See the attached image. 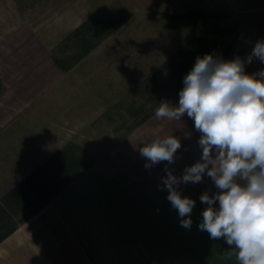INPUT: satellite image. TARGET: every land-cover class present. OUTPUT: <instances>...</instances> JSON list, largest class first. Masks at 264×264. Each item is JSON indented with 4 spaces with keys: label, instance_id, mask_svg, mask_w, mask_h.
<instances>
[{
    "label": "crops",
    "instance_id": "0c3cea01",
    "mask_svg": "<svg viewBox=\"0 0 264 264\" xmlns=\"http://www.w3.org/2000/svg\"><path fill=\"white\" fill-rule=\"evenodd\" d=\"M68 1L67 9L52 10L51 21L42 29L39 13L29 17L17 0H0V77L4 85L0 92V201L71 141L93 155L91 146L79 142L76 135L77 115L92 116L91 90L87 92L84 86L76 90V84L85 79L70 73L122 27L65 72L50 51L93 14L92 7L81 4L88 0ZM228 6L232 14H255L247 18L250 23L244 41L232 42L227 55L231 60L232 54L235 58L247 55L257 41H264V0H228ZM257 19L260 27L251 26ZM252 61L255 72L258 66L264 69V63L256 58ZM145 124L115 141L110 164L93 155L92 167L24 221L19 220L22 210L13 213L0 202V214L8 219L0 222V234L17 222L0 240V264H239L234 256L226 255L230 246L223 238L214 240L199 230L207 205L198 194L217 191L213 182L206 183L211 179L206 173L200 183H181L177 188L196 201L190 229L181 226L177 210L167 199L162 180L165 169L180 177L187 166L201 160L198 140L175 133L181 148L174 162L145 167L147 161L139 148L155 138L142 136ZM187 125L181 124L182 129ZM218 206L217 201L214 207Z\"/></svg>",
    "mask_w": 264,
    "mask_h": 264
},
{
    "label": "clouds",
    "instance_id": "9594fccd",
    "mask_svg": "<svg viewBox=\"0 0 264 264\" xmlns=\"http://www.w3.org/2000/svg\"><path fill=\"white\" fill-rule=\"evenodd\" d=\"M253 58L264 63V41H257L247 63ZM183 85L178 106L161 101L154 115L180 120L187 114L201 134L202 157L180 177L165 169L167 199L177 210L181 226L190 229L196 201L177 188L181 183H200L206 173L217 191L200 196L207 207L199 230L211 239L223 238L230 246L226 255L239 264H264V69L247 74L240 57L223 60L205 54L196 58ZM180 148L174 135L156 136L139 152L146 158L145 167H150L173 163ZM217 201L219 206L214 207Z\"/></svg>",
    "mask_w": 264,
    "mask_h": 264
},
{
    "label": "rangeland",
    "instance_id": "374dc122",
    "mask_svg": "<svg viewBox=\"0 0 264 264\" xmlns=\"http://www.w3.org/2000/svg\"><path fill=\"white\" fill-rule=\"evenodd\" d=\"M17 1L27 16L33 17L34 13H39L40 22L44 25L42 29H45V24L51 21L49 16L52 14V10L56 12L60 7L61 10H64L69 6L68 0ZM81 4L85 7H92V15L101 17H106L112 6H127L133 12V17L127 24L70 73L72 77L85 79L83 81L85 84L80 82L76 84V90L87 89L88 92L90 89L92 98V116L77 115V139L79 142L90 145L93 155L106 163H109L110 151L116 143L115 138L120 133L114 131V124L101 118L104 112L114 109L118 104L120 107H124L123 102L126 103L133 98L132 91L135 86L149 72L157 69L191 37L202 35L218 38L221 41L243 42L247 35L245 28L250 23L247 18L255 16V14L244 16L238 12L232 14L228 0H221V3L217 0H136L127 3L124 0H88L87 4L84 1ZM198 10L207 12L218 10L220 13H224L217 21L221 26L232 28V35L225 37L205 32L206 25H210L214 21L212 19L201 22L198 26L176 30L166 28L162 16L163 12L175 13ZM251 26L260 27L259 20ZM250 53L248 52L247 55L242 53L240 56L246 63L245 72L247 74L257 73L262 68L258 66V70L255 72L256 69L252 67L254 61L247 65V57ZM227 55L223 60H228ZM232 58H235L233 54L231 60ZM80 86H84V88L81 89ZM178 102L179 97L171 105L178 106ZM90 117H92L91 121ZM186 123L188 124L187 128L185 126V129H182L181 124ZM140 132H142V136L147 138L156 136L164 138L169 135L175 136V133H183V137L196 141L201 136L194 127V121L187 114L182 116L180 120L157 119L154 115L141 127ZM205 181L206 183L213 182L209 178ZM198 196L200 198L201 194Z\"/></svg>",
    "mask_w": 264,
    "mask_h": 264
},
{
    "label": "trees",
    "instance_id": "16d2710c",
    "mask_svg": "<svg viewBox=\"0 0 264 264\" xmlns=\"http://www.w3.org/2000/svg\"><path fill=\"white\" fill-rule=\"evenodd\" d=\"M165 26L176 30L198 26L201 22L214 20L206 25L205 32L229 37L233 29L221 26L217 19L222 15L204 10L189 12H163ZM133 12L127 6H112L106 17L91 15L70 31L51 51L55 64L65 72L73 69L106 38L127 24ZM232 41H221L209 36H194L168 57L157 69L149 72L133 89V98L107 110L101 116L115 125L120 133L116 142L122 141L136 128L149 121L161 101L172 103L183 88V78L192 69L198 56L211 54L223 59L230 51ZM4 89L0 77V92ZM95 157L77 142H69L56 151L45 163L36 168L26 178L11 188L1 199V203L13 213H20L19 220L37 213L48 205L70 183L95 163ZM18 220V221H19ZM8 221L0 214V222ZM17 222L7 232L0 234V240L16 228Z\"/></svg>",
    "mask_w": 264,
    "mask_h": 264
}]
</instances>
